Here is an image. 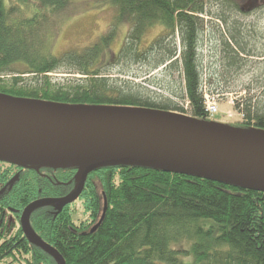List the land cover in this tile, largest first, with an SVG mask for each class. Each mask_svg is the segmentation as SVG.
<instances>
[{
  "label": "trees",
  "instance_id": "16d2710c",
  "mask_svg": "<svg viewBox=\"0 0 264 264\" xmlns=\"http://www.w3.org/2000/svg\"><path fill=\"white\" fill-rule=\"evenodd\" d=\"M207 1L96 0L94 8L113 9L109 29L81 49L55 55L59 25L87 4L0 0V93L56 104L167 111L224 127L264 130V105L252 96L234 101L236 121L206 111L205 95L232 94L221 81L250 54L237 23L219 29L222 51L214 66L226 72L209 68L204 75L200 50ZM223 1L238 10L252 2L264 5V0ZM216 16L228 26V17ZM118 23L128 30L114 53L110 44ZM154 26L161 33L145 44V31ZM50 73L63 77L53 79ZM77 169L71 160L62 165L0 160V228L7 211L18 223L0 238V262L58 264L27 240L20 215L34 200L69 194ZM104 199V216L91 231ZM78 209L84 217L74 221ZM28 223L65 264H264V190L151 166H99L88 173L77 199L61 210L37 207Z\"/></svg>",
  "mask_w": 264,
  "mask_h": 264
},
{
  "label": "water",
  "instance_id": "95a60500",
  "mask_svg": "<svg viewBox=\"0 0 264 264\" xmlns=\"http://www.w3.org/2000/svg\"><path fill=\"white\" fill-rule=\"evenodd\" d=\"M34 140L54 141L77 162L76 184L60 198H40L20 215L27 240L65 264L60 253L33 232L31 211L63 206L80 195L89 172L107 164H137L207 176L264 190V130L224 127L174 112L144 108L66 105L0 93V160L31 164ZM14 176L8 183L14 180ZM106 210V201L98 222Z\"/></svg>",
  "mask_w": 264,
  "mask_h": 264
},
{
  "label": "rangeland",
  "instance_id": "374dc122",
  "mask_svg": "<svg viewBox=\"0 0 264 264\" xmlns=\"http://www.w3.org/2000/svg\"><path fill=\"white\" fill-rule=\"evenodd\" d=\"M84 1L88 7H82L80 13L70 16L65 19L60 25L56 33L55 41L52 45V52L59 55L68 49H81L89 43L96 40L110 27L113 9L109 6H100L94 8L96 0H78ZM223 0H208L206 9L208 15L204 16L205 32L203 39V46L200 53L203 55L204 75H207V70L216 68L219 72L224 74L226 71L223 68L215 67V61L220 59L222 51V42L219 41V29L232 28V25L237 23L243 31L244 42L248 49L249 56H246L242 61L241 66L233 69L230 75L225 76L221 81V88L224 90L234 91L229 97L228 93L217 94V114L231 118V121L239 119V115L235 113L231 100L235 101L242 99L244 96H252L253 101L259 105H264V5L257 6L256 3H250L251 6L246 10H238L236 8H227L223 5ZM92 7L93 9H88ZM88 9V10H87ZM230 10V11H229ZM228 11V12H227ZM216 15H224L229 18L228 26L222 20L216 18ZM128 30L127 24L118 23L115 28V33L111 41V49L117 52L126 36ZM161 28L154 26L145 31L143 36L144 43H148L157 34L161 33ZM217 54V56H215ZM262 54V56H261ZM136 72V67H132ZM62 74L50 73L53 79H59ZM161 76V75H160ZM249 92L243 91V88H248ZM164 95L170 96L169 92L163 91ZM35 147V146H34ZM27 149L32 152L35 157L31 159V164L49 163L53 165H62L67 161V155L61 152L59 156H49L45 150L35 149L30 147ZM46 156V157H45ZM76 206H79L78 200ZM84 214L81 209L73 214V220L83 218ZM17 220L14 218L12 212L7 211L4 217V225L0 228V238L8 236L13 232L17 226ZM3 264V262H0Z\"/></svg>",
  "mask_w": 264,
  "mask_h": 264
},
{
  "label": "bare ground",
  "instance_id": "6f19581e",
  "mask_svg": "<svg viewBox=\"0 0 264 264\" xmlns=\"http://www.w3.org/2000/svg\"><path fill=\"white\" fill-rule=\"evenodd\" d=\"M35 149L45 150L48 152L49 156H59L60 155V145L54 141H40L34 140L33 142L27 143ZM35 146V147H34ZM46 157V156H45ZM36 246V245H35ZM47 253V252H46ZM49 254V253H48ZM50 255V254H49Z\"/></svg>",
  "mask_w": 264,
  "mask_h": 264
},
{
  "label": "built area",
  "instance_id": "2783aa9c",
  "mask_svg": "<svg viewBox=\"0 0 264 264\" xmlns=\"http://www.w3.org/2000/svg\"><path fill=\"white\" fill-rule=\"evenodd\" d=\"M205 101H206V110L211 114L215 113L217 111L215 96H210L206 94Z\"/></svg>",
  "mask_w": 264,
  "mask_h": 264
}]
</instances>
